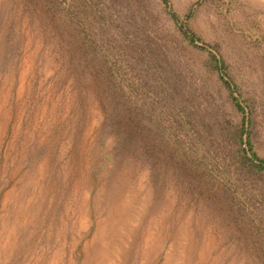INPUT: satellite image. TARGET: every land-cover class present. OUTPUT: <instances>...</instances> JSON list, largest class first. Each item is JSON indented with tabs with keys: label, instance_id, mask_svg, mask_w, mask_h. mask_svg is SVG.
Wrapping results in <instances>:
<instances>
[{
	"label": "rangeland",
	"instance_id": "1",
	"mask_svg": "<svg viewBox=\"0 0 264 264\" xmlns=\"http://www.w3.org/2000/svg\"><path fill=\"white\" fill-rule=\"evenodd\" d=\"M264 0H0V264H264Z\"/></svg>",
	"mask_w": 264,
	"mask_h": 264
},
{
	"label": "trees",
	"instance_id": "2",
	"mask_svg": "<svg viewBox=\"0 0 264 264\" xmlns=\"http://www.w3.org/2000/svg\"><path fill=\"white\" fill-rule=\"evenodd\" d=\"M251 158H252V159L255 158L256 160H258V161H259V165H260L261 167L264 166V161H263V160L257 159L254 155H252Z\"/></svg>",
	"mask_w": 264,
	"mask_h": 264
}]
</instances>
